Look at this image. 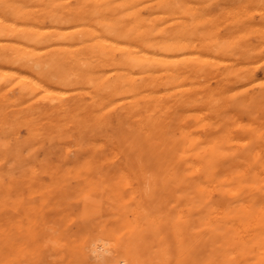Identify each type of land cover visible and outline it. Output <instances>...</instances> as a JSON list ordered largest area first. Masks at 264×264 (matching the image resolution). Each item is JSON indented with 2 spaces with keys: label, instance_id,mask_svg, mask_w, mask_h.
I'll return each mask as SVG.
<instances>
[{
  "label": "bare ground",
  "instance_id": "6f19581e",
  "mask_svg": "<svg viewBox=\"0 0 264 264\" xmlns=\"http://www.w3.org/2000/svg\"><path fill=\"white\" fill-rule=\"evenodd\" d=\"M262 65L264 0H0V109L34 135L78 126L87 185L95 153L135 157L129 201V173L106 184L133 221L81 233L85 264H264Z\"/></svg>",
  "mask_w": 264,
  "mask_h": 264
},
{
  "label": "rangeland",
  "instance_id": "374dc122",
  "mask_svg": "<svg viewBox=\"0 0 264 264\" xmlns=\"http://www.w3.org/2000/svg\"><path fill=\"white\" fill-rule=\"evenodd\" d=\"M263 73L262 65L257 74L261 77ZM24 113L13 106L0 109V264H85L79 254L76 257L73 253L71 244L84 241L83 235L98 237L120 233L126 220L133 221V217L121 209V202L116 198L112 184H106L116 183L120 171L129 173L132 189L120 190L122 199L129 201V194L144 186L131 172L137 167L134 164L135 157L131 156L127 160L118 146L106 147L102 153H93L99 167L86 175L96 179V184L87 185L77 175V168L84 160L91 159L92 151L85 143L83 147L79 146L78 126L69 123L62 135H47L42 128L39 134L34 135L32 133L37 132H31L21 121ZM246 119L243 116L242 121ZM109 125L108 139L98 138L92 141L93 144L105 147L111 141H118L117 123L112 120ZM123 163L126 165L123 166ZM260 192L263 205L264 181ZM142 202L145 204L144 199ZM93 262L92 258L86 264ZM96 264L100 263L97 261Z\"/></svg>",
  "mask_w": 264,
  "mask_h": 264
}]
</instances>
